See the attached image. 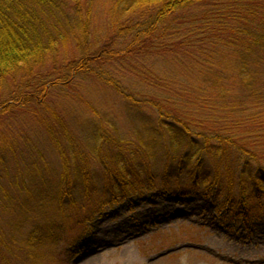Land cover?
<instances>
[{
  "label": "trees",
  "instance_id": "obj_1",
  "mask_svg": "<svg viewBox=\"0 0 264 264\" xmlns=\"http://www.w3.org/2000/svg\"><path fill=\"white\" fill-rule=\"evenodd\" d=\"M99 1L0 0V84L51 68L0 100V264H68L99 182L264 197V0Z\"/></svg>",
  "mask_w": 264,
  "mask_h": 264
},
{
  "label": "rangeland",
  "instance_id": "obj_2",
  "mask_svg": "<svg viewBox=\"0 0 264 264\" xmlns=\"http://www.w3.org/2000/svg\"><path fill=\"white\" fill-rule=\"evenodd\" d=\"M95 4V18L101 23L107 15L106 0ZM50 70L45 64L33 70L32 77H7L0 84V100L26 91L27 80L36 81L35 74ZM98 95L93 92V97ZM159 180L151 182L156 185ZM239 186L234 183V192ZM146 188L135 187L122 201L100 199L98 191L108 185L97 183L96 193L83 202L87 210L76 215L62 233L58 249L71 251L68 264H264V197L244 202L243 208L232 205L229 209L235 210L230 212L219 207L223 197H218L217 205L200 191H190L191 196L183 198ZM237 209L248 210L247 219L238 217Z\"/></svg>",
  "mask_w": 264,
  "mask_h": 264
}]
</instances>
